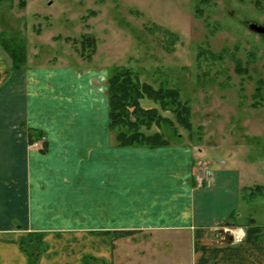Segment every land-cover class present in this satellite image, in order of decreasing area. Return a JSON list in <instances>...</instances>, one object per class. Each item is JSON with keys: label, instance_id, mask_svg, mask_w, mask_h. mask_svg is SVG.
I'll return each instance as SVG.
<instances>
[{"label": "crops", "instance_id": "obj_1", "mask_svg": "<svg viewBox=\"0 0 264 264\" xmlns=\"http://www.w3.org/2000/svg\"><path fill=\"white\" fill-rule=\"evenodd\" d=\"M87 71L13 70L0 46V264H27L19 242L28 233H42L47 247L35 264H83L86 255L113 264L121 238L104 231L140 234L154 248L185 241L191 264H264V226L236 223L242 188L231 159L212 166L202 149L175 142L115 146L98 89L106 79ZM28 130L38 138L29 142ZM225 224L243 230L239 244L220 243Z\"/></svg>", "mask_w": 264, "mask_h": 264}, {"label": "rangeland", "instance_id": "obj_2", "mask_svg": "<svg viewBox=\"0 0 264 264\" xmlns=\"http://www.w3.org/2000/svg\"><path fill=\"white\" fill-rule=\"evenodd\" d=\"M249 21L264 25V0H0V44H22L26 66L72 65L101 84L113 67H125L140 82L176 88L191 108L193 133L175 127L177 137L162 126L168 141L202 149L200 160L212 166L231 159L242 188L236 223L262 228L264 96L253 106L252 95L258 81L264 92V39L244 26ZM83 37L95 41L89 57L79 51ZM257 185L258 193L248 189ZM147 242L140 234L116 240L112 263L192 262L185 241Z\"/></svg>", "mask_w": 264, "mask_h": 264}, {"label": "trees", "instance_id": "obj_3", "mask_svg": "<svg viewBox=\"0 0 264 264\" xmlns=\"http://www.w3.org/2000/svg\"><path fill=\"white\" fill-rule=\"evenodd\" d=\"M206 2V0H201ZM15 45V44H12ZM81 54L88 51V57L93 53L95 41L92 37H83L79 42ZM1 46V44H0ZM12 62V69H21L26 62L25 47L20 44L9 47L1 46ZM212 56L216 54L210 53ZM239 65L236 64V68ZM105 96L107 103L108 129L113 134V142L117 147H138L154 149L169 144L162 126L168 127L170 134L177 136L175 127L182 128L191 138L193 129L190 122L191 108L182 101L180 92L172 87H153L146 82H140L131 70L125 67H113L105 80ZM264 96L261 81L257 82L252 97L256 106ZM143 99L153 102L157 107L144 108ZM168 113L171 117L162 116ZM175 124V126H174ZM156 128L159 131H153ZM164 131V132H163ZM28 141L38 138L37 133L28 130ZM260 186L254 190L260 191ZM99 235H106L113 242L115 239L129 236L130 231H104ZM42 233H28L20 239L19 249L27 258V264H35L40 254L46 250L42 241ZM113 249V244L111 243ZM83 264H104L103 260L91 255L83 256Z\"/></svg>", "mask_w": 264, "mask_h": 264}, {"label": "water", "instance_id": "obj_4", "mask_svg": "<svg viewBox=\"0 0 264 264\" xmlns=\"http://www.w3.org/2000/svg\"><path fill=\"white\" fill-rule=\"evenodd\" d=\"M244 26L251 32L258 34L260 36H264V26L258 25L257 23L254 22H245ZM229 225L225 224L223 227L219 228L216 231V234L220 238V243L221 244H231L232 243V237L227 229Z\"/></svg>", "mask_w": 264, "mask_h": 264}, {"label": "built area", "instance_id": "obj_5", "mask_svg": "<svg viewBox=\"0 0 264 264\" xmlns=\"http://www.w3.org/2000/svg\"><path fill=\"white\" fill-rule=\"evenodd\" d=\"M208 173H209L208 171L204 172V177L202 179L200 178L201 180L199 182L201 184L203 183V181H205V182L208 181V177H207ZM228 231L232 237V243L233 244H238L243 240L244 232L242 229H240V228H229Z\"/></svg>", "mask_w": 264, "mask_h": 264}, {"label": "flooded vegetation", "instance_id": "obj_6", "mask_svg": "<svg viewBox=\"0 0 264 264\" xmlns=\"http://www.w3.org/2000/svg\"><path fill=\"white\" fill-rule=\"evenodd\" d=\"M261 26H264V25H261ZM260 36V35H259ZM261 37H263V39H264V36H261Z\"/></svg>", "mask_w": 264, "mask_h": 264}]
</instances>
